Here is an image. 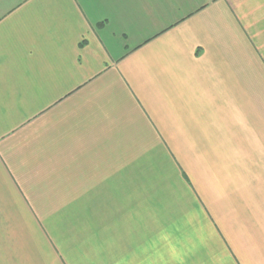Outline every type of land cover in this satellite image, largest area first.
I'll return each instance as SVG.
<instances>
[{
	"label": "crops",
	"instance_id": "obj_1",
	"mask_svg": "<svg viewBox=\"0 0 264 264\" xmlns=\"http://www.w3.org/2000/svg\"><path fill=\"white\" fill-rule=\"evenodd\" d=\"M0 264H264V0H0Z\"/></svg>",
	"mask_w": 264,
	"mask_h": 264
},
{
	"label": "rangeland",
	"instance_id": "obj_2",
	"mask_svg": "<svg viewBox=\"0 0 264 264\" xmlns=\"http://www.w3.org/2000/svg\"><path fill=\"white\" fill-rule=\"evenodd\" d=\"M193 143V147H195L196 149H198L199 150V153H200V149H201V147L200 146H198V145H194V144H196V142L195 141H193L192 142ZM180 146V145H179ZM216 175V174H215ZM217 177H218V179H219V181H221L220 180V176H219V174L217 173V175H216ZM101 237V236H100ZM76 239H78V237L77 238H75L74 240H76Z\"/></svg>",
	"mask_w": 264,
	"mask_h": 264
}]
</instances>
